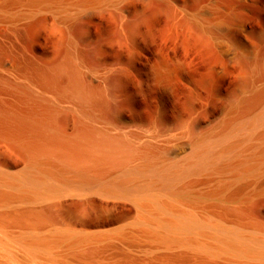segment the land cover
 I'll return each instance as SVG.
<instances>
[{"label": "bare ground", "instance_id": "1", "mask_svg": "<svg viewBox=\"0 0 264 264\" xmlns=\"http://www.w3.org/2000/svg\"><path fill=\"white\" fill-rule=\"evenodd\" d=\"M170 6L193 52L183 35L151 66L142 103L73 47L70 65L0 61V264H264V0Z\"/></svg>", "mask_w": 264, "mask_h": 264}, {"label": "rangeland", "instance_id": "2", "mask_svg": "<svg viewBox=\"0 0 264 264\" xmlns=\"http://www.w3.org/2000/svg\"><path fill=\"white\" fill-rule=\"evenodd\" d=\"M198 1L203 0H120L64 13L28 11L23 3L0 0L9 5V10L0 11V61L70 65L73 47L85 65L84 74L107 76L111 92L119 98L138 88L137 101L142 103L144 94L158 91L150 67L171 64L184 54L183 35L189 42L186 51L193 52L192 31L188 27L183 33L181 17L172 13L170 4L192 11ZM185 101V88L178 86L167 104L181 106Z\"/></svg>", "mask_w": 264, "mask_h": 264}]
</instances>
